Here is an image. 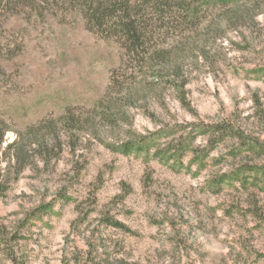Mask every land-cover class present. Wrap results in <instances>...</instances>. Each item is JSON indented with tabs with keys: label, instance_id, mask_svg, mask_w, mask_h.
I'll return each mask as SVG.
<instances>
[{
	"label": "rangeland",
	"instance_id": "rangeland-1",
	"mask_svg": "<svg viewBox=\"0 0 264 264\" xmlns=\"http://www.w3.org/2000/svg\"><path fill=\"white\" fill-rule=\"evenodd\" d=\"M37 3L0 6V264H264V0L172 4L146 61Z\"/></svg>",
	"mask_w": 264,
	"mask_h": 264
},
{
	"label": "trees",
	"instance_id": "trees-1",
	"mask_svg": "<svg viewBox=\"0 0 264 264\" xmlns=\"http://www.w3.org/2000/svg\"><path fill=\"white\" fill-rule=\"evenodd\" d=\"M13 1V0H12ZM11 0H0V6L4 9L12 4ZM30 4L37 6L44 3V0H29ZM57 4H64L77 10L82 14L86 21L88 29L101 31L104 37L116 38L119 41L124 56L131 60L142 58L146 61L149 57H155V51H150V42L157 35H162L169 27V19L176 17L179 12L175 7L180 8L185 0H145L143 3L139 0H53ZM181 2V4L179 3ZM37 3V4H36ZM151 7L152 11L148 10ZM174 18V17H173ZM157 52V51H156ZM161 56L160 54H156ZM115 75L112 76V79ZM9 127L0 119V150ZM232 132V131H231ZM19 137L12 143H9L4 152H10L15 149L20 142ZM249 149L254 148V142L248 144ZM11 153V152H10ZM11 161L20 162L19 154L16 152L10 154ZM24 163L20 167L23 170ZM1 174V170H0ZM4 234L0 225V240H4Z\"/></svg>",
	"mask_w": 264,
	"mask_h": 264
}]
</instances>
